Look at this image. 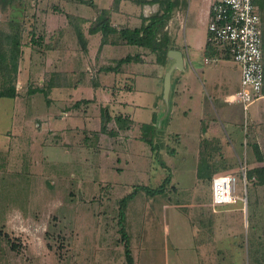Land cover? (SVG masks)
<instances>
[{"label": "rangeland", "instance_id": "obj_1", "mask_svg": "<svg viewBox=\"0 0 264 264\" xmlns=\"http://www.w3.org/2000/svg\"><path fill=\"white\" fill-rule=\"evenodd\" d=\"M74 1L77 2L0 0V29L11 22L21 24V48L33 51L28 54L26 49L25 61L29 56H38L36 68L45 57V46L64 40L72 47L68 54L74 63L68 56V69L74 70L76 56L81 55L78 41V46L75 43L74 24L78 22L70 23L64 12L53 8V4H58L70 12L76 5ZM80 4L94 12L87 1ZM81 26L83 32L88 30L84 23ZM85 64L89 70L83 68L78 75L69 77L84 90L93 84L98 72H103L97 71L98 64L95 68L92 62ZM115 65L116 61H109L103 66ZM108 81L103 80L106 85ZM103 82L100 88L106 92ZM17 83L16 80V86ZM21 91L27 93L25 89ZM86 95L91 96L92 91ZM45 97L43 93L36 95L39 101L37 106H30L28 117L44 113ZM40 103L42 107L38 106ZM74 104L70 101V108ZM11 108V100L0 99V264H125L121 227L129 240L133 264H255L252 240L260 248V264H264V187L249 179L244 183L243 163H231L232 167H223L219 172L221 176L235 177L238 199L217 207L212 204L211 182L195 176L193 147L171 158V146H176L172 135L170 148L165 151L168 156L164 150L160 154L161 159L165 156L166 170L160 168L153 154L152 163L131 158L145 144H133V155L118 163L115 158L123 156L126 137L114 139V144L96 143V147L88 142L87 147L86 142L93 140L95 131L79 129L72 130L68 144L58 140L60 137L31 144L30 129L37 130L35 122L25 123L27 116L14 121ZM56 110L57 107L52 108V112ZM94 113L97 115L96 108ZM99 119L93 116L88 127H96ZM77 124L80 122L68 120L57 126L72 128ZM49 134L47 140L55 139V134ZM2 139L7 144H1ZM67 150L80 157L65 163ZM98 154L105 159L96 157ZM219 156L223 158V154ZM168 176L169 182L161 194L150 196L135 190L142 186L156 189ZM133 192L125 219L119 223L118 201Z\"/></svg>", "mask_w": 264, "mask_h": 264}, {"label": "crops", "instance_id": "obj_2", "mask_svg": "<svg viewBox=\"0 0 264 264\" xmlns=\"http://www.w3.org/2000/svg\"><path fill=\"white\" fill-rule=\"evenodd\" d=\"M84 1L92 4L91 8L94 12L85 10V7L76 1L70 12L64 11L57 6L58 4H53V8L84 20V25L89 30L90 26L99 19L102 10L108 13L112 27L135 29L141 26L143 20L161 12L165 6L164 0H120L117 6H114V0ZM138 1L140 2L137 3ZM212 1L171 0L173 10L164 28L170 38L168 46L170 49L161 60H157L155 54L147 49L127 45L117 38H113L116 43L101 46V34H89L88 30L83 32L87 43L86 51L80 49L81 55L76 56L74 70L68 69L69 60L73 61L68 54L72 47L64 40L57 39L53 44L45 46L47 51H44L45 57H42L43 61L39 68L35 65V61L40 62L38 56L35 58L29 56L25 61L26 49L28 54L33 51L29 47L21 48L23 56L21 55L22 59L18 65L17 96L9 99L12 102L13 120L19 121L25 118L28 109L37 106L39 99L36 95L39 92L30 95L28 91L44 89L49 79L56 76V87L46 91L44 113L27 116V121L25 120L28 125L35 122L37 126L36 131L30 129L33 139L31 144L56 141L58 137L63 144H68L71 142L69 137L72 130L81 129L82 132L88 130L97 133L100 129V119L96 127H88V122L93 116L99 118L100 108L107 107L112 116H127L134 123L130 130L120 132L117 137L98 134L96 143L99 144H114V139L126 137V143L123 144H126L127 148L121 151L123 156H116L115 162H123V159L125 161L131 154L133 155L134 150L130 148L133 144H145L142 151H135L136 155L131 158L134 161L152 163L153 160H150V157L153 159L152 149L149 144L140 140V126L154 123L157 128V143L161 152L164 150V155L170 148L171 137L176 141V146H171V150L173 149L171 158H177L180 152H187L193 147L195 176L198 180L200 179L197 177V169L202 163L212 169L213 177L218 175L223 167L229 168L235 163L241 166L243 163L242 169H245L242 171V178L246 184L248 171L264 167V86L262 98L252 103L246 110L240 103L234 101L233 95L240 86L239 68L231 61L229 54L215 51L207 45V25ZM59 35L61 36V33ZM75 41L78 46L77 40ZM90 49L91 56H89ZM262 52L264 62V40ZM128 56L135 60L123 64L122 70L120 71V68L118 72H98L93 84H90L86 90L78 87L79 82L72 83L69 79L70 76L82 72L87 66L85 63L92 62L94 68L98 64V71L106 67L103 65L107 62L119 61ZM86 70H89V67ZM104 79L109 80L110 83L106 85ZM102 82L106 85V92L100 88ZM24 89L27 91L26 94H22L21 90ZM83 91L86 92L84 95ZM91 91L92 95L88 97L86 94ZM129 95L137 100L129 99ZM86 100L92 103L70 108V101L76 103ZM38 106L42 107L41 103ZM53 107H57L55 112H52ZM95 108L97 115L94 113ZM68 120L73 123L79 121L80 124L72 128L57 126ZM111 126L113 125L110 124ZM49 133L55 134V139L47 140ZM2 141L1 144H7L4 139ZM78 148L82 149V147ZM65 153L67 154L65 163L68 160L72 161L74 157H80L70 150ZM219 153L223 154V158ZM164 155L162 160L165 161ZM96 157L105 159V156L101 157L99 154ZM225 161L227 163L222 164ZM250 182L255 183V179H251ZM253 204L252 202V216L255 213ZM243 211H246V208ZM252 229L256 230V226L253 225ZM256 244L257 242L252 240L251 254L253 262L260 264L262 255Z\"/></svg>", "mask_w": 264, "mask_h": 264}, {"label": "trees", "instance_id": "obj_3", "mask_svg": "<svg viewBox=\"0 0 264 264\" xmlns=\"http://www.w3.org/2000/svg\"><path fill=\"white\" fill-rule=\"evenodd\" d=\"M5 2V0H2ZM84 0H77L78 3ZM155 1V0H153ZM120 0H114V6H117ZM138 1L137 3H139ZM92 6L91 3H88ZM165 6L162 8L161 12L156 13L147 20H143L139 28L128 29V28H114L110 25L108 13L106 11L100 12L99 19L94 25L90 26L88 32L89 34L100 33L102 36L101 46L114 43L113 38H117L120 42H124L127 45H132L136 47H141L147 49L153 54H157V60H161L168 50L170 44V38H168L166 32L164 31L165 26L170 18L173 6L171 0H164ZM256 5L261 23L264 18V0H254ZM262 15V17H261ZM67 19L70 23L77 21L78 24H74V30L77 37V41L81 49L86 51V40L82 31V24L84 20L78 19L72 15L67 14ZM264 21V19H263ZM73 24V23H72ZM22 26L21 24L11 22L5 29H0V99H14L17 96L16 90V80L18 72V63L21 56V37H22ZM263 31V26H262ZM34 34V33H33ZM34 37V36H32ZM264 35L262 32V46ZM111 39V40H109ZM33 40V39H32ZM117 42V41H116ZM115 42V43H116ZM135 60L131 56H128L122 60L116 61L115 66L103 67L100 70L103 72H118L123 64L130 63ZM56 76H52L46 83V86L42 90H29L28 94L33 95L37 92L47 94L46 91L53 87H56L55 82ZM91 101H79L76 102L72 108H77L82 104H90ZM110 124L113 126L110 127ZM133 121L127 116L115 115L112 116L107 107L100 108V129L99 132L94 133L93 140L86 142H92L91 146L96 147V142L98 141V134H105L109 137H117L120 132L128 131L132 128ZM157 128L155 124H143L140 126V140L150 145L154 158L160 168L165 169L164 162L161 159V150L159 143H157ZM87 140V139H86ZM95 143V144H94ZM213 172L210 167L200 164L197 169V177L200 180L211 182L213 178ZM168 176L162 184L156 188L152 189L148 186L136 187L135 190H141L146 192L150 196H155L163 192L164 187L169 182ZM247 179H255L256 185L264 186V167L254 168L247 172ZM135 192L124 196L118 201V222L123 223L125 219L126 210L129 205V201L133 198ZM121 233V239L125 240L123 244L124 247V258L125 264H133V259L131 255V249L129 246V240L124 233V227L119 229Z\"/></svg>", "mask_w": 264, "mask_h": 264}, {"label": "built area", "instance_id": "obj_4", "mask_svg": "<svg viewBox=\"0 0 264 264\" xmlns=\"http://www.w3.org/2000/svg\"><path fill=\"white\" fill-rule=\"evenodd\" d=\"M262 32L261 18L254 0L212 1L207 45L215 51L229 54L231 61L239 68L240 86L233 99L244 110L263 96ZM211 189L214 206H225L238 199L233 176H214Z\"/></svg>", "mask_w": 264, "mask_h": 264}]
</instances>
